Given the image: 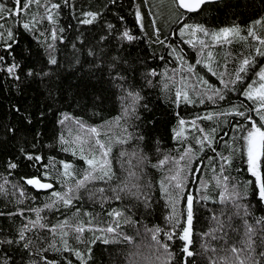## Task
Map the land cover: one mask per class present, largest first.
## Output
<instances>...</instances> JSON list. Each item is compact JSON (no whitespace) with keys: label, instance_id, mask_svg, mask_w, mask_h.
I'll return each mask as SVG.
<instances>
[{"label":"snow or ice","instance_id":"6c2138e0","mask_svg":"<svg viewBox=\"0 0 264 264\" xmlns=\"http://www.w3.org/2000/svg\"><path fill=\"white\" fill-rule=\"evenodd\" d=\"M33 5L35 11L31 10ZM63 6H68V0H63ZM164 6L168 31L162 32L157 18L163 15L159 9ZM142 7L149 8L151 33L145 25ZM221 7L234 6L226 0H160L159 4L153 0L151 5L149 0H143V6L133 4L135 23L142 36L125 29L118 37L128 42L143 38L149 47L158 46L159 59L165 61V67L162 71L150 68L143 73L144 84L159 88L162 97L175 108L181 103L214 106L190 121L177 112V124L171 129L174 146L165 148L159 139L155 140V161L148 150V137L133 123L141 120L140 108L149 110L144 103L143 87H137L134 80L129 82L125 74L135 72L133 65L126 58L106 59L103 48L88 49L91 61L82 63L78 55L74 56L81 68L88 64L87 72L92 76L99 72L103 78L106 65L108 78L121 93L120 114L101 124H89L80 116L61 111L56 117L59 133L53 132L52 147L66 155H49L47 162L41 164L42 155L28 153L21 147L27 166L36 167V172L20 177L23 184L8 178L12 170L20 167V158L8 161L9 172L0 183V194L7 196L11 185L18 207L16 212L0 215L9 219L19 216L21 223L13 236L0 237V251L4 253L0 264H98L96 246L134 244V237L124 231L127 227L135 228L137 235L143 227L144 234L150 235L153 242L146 256L141 255L139 246L130 251L127 264H196L189 259L196 255L206 256L208 264H264V15L253 19L246 28L235 22L229 26H208L206 17ZM154 8L157 11L153 12ZM62 11V5L54 0H13L12 7L0 2V43L5 52L0 55V65H6L0 71L20 81L18 70L32 55L31 45L20 48L18 26L44 49L47 64L59 68L57 43L64 42L66 32L59 23ZM100 15L82 10L78 24L91 25ZM113 27L107 24L108 29ZM177 32L179 41L191 53L172 42L171 37ZM104 39L102 36L101 40ZM234 42L241 43L246 51L233 56L227 50L222 57L224 70L220 71L221 59L216 50ZM72 47L77 50L75 43ZM192 53L195 65H203L217 77L219 86L205 79L188 62ZM152 54L155 58L156 49ZM6 56H11V63ZM230 60L234 64L231 70ZM169 63L176 66L169 69ZM121 65L126 67L117 71ZM52 74L51 69L41 68L37 72L30 68L25 76L40 77L43 82ZM232 94L243 96L250 103H236ZM16 111L21 110L16 107ZM39 115L41 120L46 118L43 109ZM24 119L27 124L33 123L30 113ZM204 121L215 126H202ZM7 131L15 133L16 129L9 127ZM39 137L37 132L33 149L37 148ZM117 147L118 153L114 151ZM205 160L207 164L202 169L199 165ZM202 171L205 175H197ZM241 173L245 174L242 179ZM25 185L44 192L39 206L19 207L25 201H37ZM160 200L166 210L164 226L150 227L146 218L155 213ZM209 202L214 207L209 208ZM87 204L92 205L91 211L85 210ZM202 209L211 213L204 217L207 230L196 227ZM256 211L261 215L257 216ZM46 213H59L63 219L57 217L52 222ZM237 220L241 223L237 224ZM197 236L201 238L199 253ZM49 252L60 254V258H49Z\"/></svg>","mask_w":264,"mask_h":264},{"label":"trees","instance_id":"16d2710c","mask_svg":"<svg viewBox=\"0 0 264 264\" xmlns=\"http://www.w3.org/2000/svg\"><path fill=\"white\" fill-rule=\"evenodd\" d=\"M0 2H4L9 7H12L13 0H0ZM54 2L62 5L63 11L60 13L59 23L66 29L64 42L57 43L59 51L56 55L61 66L59 68L57 66H49L44 49L37 45L36 40L32 38L30 33L24 32L22 26H18L20 48L27 49L31 45L32 55L27 56L23 61V67L18 70L21 76L20 81L9 77L6 71H0V183L3 182V176L8 175L7 163L10 159L15 162L17 158H20V167L12 170V174L8 176L10 181H19L23 184V181L20 180L22 175L36 172L35 166H27L28 162L22 157L20 152L21 147L28 153L42 155L43 161L41 164L47 162L49 155H57L59 158H63L66 155L59 153L52 147L54 144L53 132L59 133V125L56 124V117L59 116L61 111L68 112L70 115L80 116L89 124H101L104 120H111L120 114L121 101L119 97L121 93L108 78L106 65L103 78H101L99 72L95 76L87 72V63H84L83 68L75 63L74 56L77 55L80 57L82 63L85 60L91 61L93 59L87 56L89 48L95 49L96 51L103 48L106 59H110L111 57L126 58L135 68L134 73L126 72L125 74L129 77V82H133L134 80L137 87H143L142 95L145 97L144 103L148 104L149 110L140 108L139 114L141 120L133 121V123L138 124L139 129H142L148 137V150L152 153L153 161L156 158L155 140L159 139L165 148L174 146L171 129L177 124V112H179L181 117L190 121L196 114L203 115L206 111L213 110L214 106L212 105H208L206 108L204 105H196L193 107L192 105L186 106L183 103L177 109L162 97L159 88H149L144 84L143 73L150 68H156L157 71H162L165 67V61L159 59L160 49L157 45L149 47L148 42L143 38L132 42L118 38L120 33L125 29H129L135 36H142L139 25L135 23L133 4L143 6V0H115L114 3L113 0H68L67 7L63 6V0H54ZM155 2L159 4L160 0H155ZM226 2L234 7L214 9L206 17L209 22L208 26H229L235 22L241 28H246L251 24L253 19H258L261 15H264V0H226ZM152 3L153 0H149V5ZM31 10H36L35 5L32 6ZM82 10L99 12L101 15L93 24L81 25L78 24V18H80ZM159 10L163 15L157 18V24L162 32L168 31L165 24L167 21V7H161ZM148 11V7H142V13L146 16L145 25L148 27L149 33H151L150 21L152 17L147 16ZM155 11L157 9L154 8L153 12ZM21 15H23V12H21ZM74 16L76 18H73ZM109 23L114 26L111 30L107 28V24ZM257 28L259 30V26ZM102 36L106 37V39L101 40ZM171 39L173 43H177L186 52L191 53V49L179 41L178 32ZM73 43H75L78 51L73 49ZM153 49H156L155 58H153L152 54ZM229 49L232 51L233 56L242 51H246L239 42L218 48L216 51L219 53L218 58L221 59L220 71L224 70L222 57ZM4 54L3 44L0 43V55ZM17 58L19 59V57ZM168 59L171 60V57ZM6 61L11 63V56H6ZM188 62L195 65L194 53H192ZM174 66L176 65L173 63L167 65L169 69ZM0 67H6V65H0ZM124 67L126 66L121 65L117 71H122ZM195 67L205 79L219 86L217 77L209 73L203 65H195ZM233 67L234 64L230 60L228 63L229 70ZM30 68L37 72L41 68L44 71L51 69L53 74L50 78L46 77L41 82L40 77L30 78L25 76V73ZM156 79H159V77ZM177 79H179V76H177ZM49 91H51V96H49ZM232 99L236 103H240L241 101L250 103L243 96H238L237 94H232ZM222 106L224 105L222 104ZM16 107H19L21 111L17 112ZM49 108H51V111H49ZM41 109L46 113L44 120L40 119L39 113ZM29 113L32 115V124H27L24 119ZM149 121H154V123H149ZM202 126L214 127L215 125L204 121ZM9 127H15L16 132L7 131ZM188 130L191 131L190 125L188 126ZM37 132L40 133L39 142L37 148L33 149V137H35ZM228 138L226 137V139ZM128 147L131 148L132 145L130 144ZM114 151L118 153L119 147ZM68 158L71 159L70 156ZM236 163L239 165V160ZM206 164L207 160L199 166L203 169ZM197 175L203 176L205 172H199ZM233 175L237 174L233 172ZM244 175V173H241L240 178L242 179ZM156 178H158V174H156ZM25 187L29 195L37 196V201L35 203L31 200L25 201V204L19 207L39 206L45 198L44 192L41 191L38 193L31 186L25 185ZM57 187L59 186L57 185ZM158 195L159 193L157 192ZM17 207L16 196L12 195V188L9 185L8 195L0 194V213L16 212ZM208 207L211 208L214 205L209 202ZM85 210L91 211L92 205L87 204ZM99 210V206L97 205L96 211ZM202 213L201 220L196 225L197 230H207V223L204 217L210 216L211 213L204 212L203 209ZM46 214L52 222H55L57 217L63 219L59 213L55 215L51 213ZM165 214L164 201L160 200L156 206L155 213L148 216L145 222L150 227L155 224L163 227ZM255 214L257 216L261 215L259 211H256ZM25 215H28V213L26 212ZM20 223L21 217L19 216L9 219L7 215H0V230H2L0 231V237L5 235L9 237L13 236ZM236 223L239 224L241 222L237 220ZM124 231L129 236L134 237V244L129 245L125 242L107 246L102 244L96 246L95 251L98 264L101 261L102 264H127L128 253L130 251H136L137 246H139L141 255L146 256L150 253L151 249L148 246L153 242L151 241L150 235L144 234L143 227L140 228V235H137L136 229L133 227H127ZM195 239L196 251L199 253L201 238L197 236ZM72 242L75 243L74 241ZM80 247L83 246L80 245ZM3 255V251H0V259L3 258ZM63 255L67 256L68 254L64 253ZM47 256L49 258L54 256L58 259L60 258V254L54 252L47 253ZM72 259L75 260V257L73 256ZM189 259H194L196 264H208V259L204 255H196L194 258Z\"/></svg>","mask_w":264,"mask_h":264}]
</instances>
